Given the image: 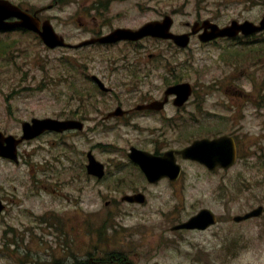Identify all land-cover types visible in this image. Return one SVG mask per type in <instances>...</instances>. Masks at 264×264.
<instances>
[{"label":"rangeland","instance_id":"374dc122","mask_svg":"<svg viewBox=\"0 0 264 264\" xmlns=\"http://www.w3.org/2000/svg\"><path fill=\"white\" fill-rule=\"evenodd\" d=\"M70 13L59 14L71 18ZM165 15L175 19L173 31L183 33L190 30L188 23L197 20L221 24L233 18H261L264 0H128L113 4L108 29L136 28ZM61 22L55 25L69 40L79 38L72 19L68 26ZM84 22L96 24L90 19ZM12 38H23L25 44L0 53V130L22 135L23 122L33 118L76 115L88 122L80 133L45 134L29 141L20 150L19 164L0 158V199L6 204L0 214V240L1 248H11L4 251L10 255L4 254L0 264H264V214L234 221L235 216L264 206L262 116L259 108L244 100L255 90L251 81L256 79L242 69L249 62H237L232 74L233 67L214 56L219 55L217 50L210 48L209 53L198 38L185 51L173 50L165 42L141 49L119 46L82 52L50 50L38 40L29 45L32 38L23 34ZM157 49L164 63L188 68L185 80L191 77L199 84L191 99L205 107L199 123L241 140V134L254 136L231 169L210 173L198 163L184 162L185 174L173 186L168 180L151 184L129 164L132 146L154 153L160 146L180 148L190 140L176 137L173 127L156 117L129 118L137 127L103 120L119 102L130 108L146 100L140 99L137 90L130 92L123 86L129 79L125 70L132 68L119 56ZM260 71L256 76H261ZM159 72L156 69L148 80L157 89L164 75H169L164 67ZM92 75L113 88L114 94L91 89L80 98L77 90L87 92L91 88L87 76ZM162 95L160 89L155 92L157 98ZM84 102L89 105L85 110ZM194 127L191 121L181 132ZM260 131L263 136L257 137ZM90 151L107 165L108 174L102 179L87 173ZM139 192L147 196L143 204L121 200ZM203 208L221 218L216 226L207 231L171 230Z\"/></svg>","mask_w":264,"mask_h":264},{"label":"flooded vegetation","instance_id":"af4514ba","mask_svg":"<svg viewBox=\"0 0 264 264\" xmlns=\"http://www.w3.org/2000/svg\"><path fill=\"white\" fill-rule=\"evenodd\" d=\"M2 1V6L0 7L1 13L6 15L5 23L7 25L19 23V18L14 16L13 14L18 11V9H21L25 13L32 15L34 17H37L41 21V25L45 21H51L54 25L56 31L65 37L66 42L71 46L72 48L77 46H83L86 44V42L95 39L104 37L111 32H113L117 28H128L129 26H117L111 29H108L110 27L109 25V18H107V15L112 11V6L115 3H124L128 0H0ZM66 12H71L70 14L75 16L71 18H65L61 16L60 14H65ZM60 13V14H59ZM264 15L260 17H255V19H249L247 17L239 19L240 22L251 20L256 23L261 22L260 20H263ZM61 19V24L63 26H68L70 24V19L73 20L78 26L79 30V38L75 40H69L64 33L61 31V28H59V25H55V21ZM90 19L93 22H96L95 25L91 26L89 24H86L84 20ZM233 20L222 22L220 25L221 27L225 28L228 27ZM200 20H198L199 22ZM212 21V20H211ZM147 23V22H146ZM140 27V26H139ZM189 27V24H188ZM132 28V27H129ZM138 28V27H136ZM201 30L197 37H200ZM15 34H23L26 36H29V38H32L31 42H29V45H33L36 40H38V43H42L39 36L32 30H29L27 28L19 27L17 25H11L9 27H5L0 29V53L7 51L8 48L13 46H19L21 44H25V39L23 38H12ZM164 41L153 39V38H144L141 41L137 42H130V41H124L119 42L115 44H100L95 43L92 45L84 46L83 48H109V47H117V46H140L145 48L147 45H160ZM33 43V44H32ZM171 43V42H169ZM28 45V46H29ZM211 48H218L219 58L222 63H225L226 66H232L233 72L236 67V63H243V62H249L247 66H243V70L247 72L248 74H251L256 79L255 81H251V84L255 87V90L250 94L247 95L248 100L247 102H252L253 106L256 108H259V114L262 116L261 118V127L264 128V29L261 31H256L254 33H239L236 36L232 37H222L219 38V40L210 42L207 44ZM81 48V49H83ZM144 50V49H143ZM119 60L123 63L126 62V67L132 68L131 71L125 70L129 72V75L127 76L129 79L123 83V86L129 90L130 92L133 90H137L138 94L141 95L140 99L146 100L143 103H138L134 107L126 108L124 107L123 102H119L115 107L112 108L111 111L116 110L118 108H122L125 112L123 116L115 117L113 119L107 120L104 117L105 121L110 120H117L120 123H128L129 118L135 117L137 114H141L145 117H156L158 118V121L163 123V125H169L173 127V132L175 133L176 137H189L190 140H196L201 138H210L215 139L224 135H227V133H222V130H213V127L208 123H199V116L203 114L205 107L202 103H193L188 102L185 103L182 106H177L174 102H169L161 110H137L139 106H142L144 104H148L154 100H163L165 97V91L166 89L171 85L175 84L176 82L170 83L167 79L162 78V82L159 85V88L162 91V96L157 98L155 97V92L158 91V89L148 83L149 77H151V74L156 70L160 69L159 74H161V67H163V60L162 58L158 57V54H147L146 52L142 53L141 55L137 56H129V55H123L122 58L119 56ZM109 62V60H108ZM233 62V63H232ZM232 63V64H230ZM235 66V67H234ZM115 67H117L115 65ZM237 68V67H236ZM251 69V70H250ZM258 69L261 70V76H256V73L258 72ZM242 70V71H243ZM243 72H240L242 74ZM199 84H196L193 80V87H194V96L197 92V87ZM114 89L111 88V91H109L112 95L114 94ZM241 90L237 93H240ZM225 99L229 100L228 96L224 92ZM241 99V98H240ZM243 99V98H242ZM221 105L223 102L217 101ZM238 106H240L238 104ZM189 107H192L191 110H189ZM109 113V112H108ZM107 113V114H108ZM186 115V116H185ZM193 121L195 124V127L190 132H181L185 130V126L189 125L190 122ZM221 127V126H220ZM248 133L241 134L242 140L247 137ZM263 136V133L257 134L256 136ZM252 139L254 136L251 137ZM239 141H237L238 143ZM183 148V147H180ZM238 148L239 144H238ZM172 149H179L177 147H167V145H164L163 147H158L155 150V155H162L167 150ZM182 155H178V161L179 163L188 162L185 161L181 162ZM191 162V161H189ZM220 169L214 170L213 172L216 173ZM212 172V173H213ZM182 177V176H181ZM181 177L179 178V181L181 180ZM177 181L176 183H171L173 185L180 184ZM6 207L3 206V209ZM2 241L0 240V259L3 257V248H1ZM18 264V263H17Z\"/></svg>","mask_w":264,"mask_h":264},{"label":"water","instance_id":"95a60500","mask_svg":"<svg viewBox=\"0 0 264 264\" xmlns=\"http://www.w3.org/2000/svg\"><path fill=\"white\" fill-rule=\"evenodd\" d=\"M21 18V25L37 32L49 47L54 48L65 45L63 39L55 33L52 25H50L49 22H46L44 24L43 30H41L38 20L33 18L30 19V17L25 18L23 16H21ZM170 27L171 20L170 18H166V20H164L163 22L149 23L138 31H129L122 29L117 30L113 33V35H110L107 40L109 42H116L122 39L138 40L145 36L151 35L164 39H174V41L179 46H187L189 43V36L171 34L169 32ZM234 29L237 31L243 30L245 32H249L255 31L258 28H255L253 30L251 23H245L243 25L234 23L233 26L229 27L227 31L232 32ZM218 35H221V33H219ZM170 92L178 94L179 97L177 99V102H179V104H182L183 102H186L188 100L191 94V88L188 84H181L172 87V90H170L169 93ZM147 108H155V105H150ZM122 114L123 111L121 109H118L114 113L110 114V117L120 116ZM76 128L82 129L83 124L77 121H58L53 119H34L32 122H25L23 124L24 135L21 139H16L12 135L5 136L2 132H0V155L17 160V146L24 140H29L38 137L46 131L63 132L65 130ZM217 142L219 143V145H223L222 149L220 147L218 148V164H221L225 167H229L235 160V145L233 141H230V139L228 138H224L220 141L214 142H197L192 147L184 150L183 155L186 158L199 159L203 163L207 164L209 167L214 168L216 164L212 165L210 161H213L212 153L217 149L215 145ZM5 143H7L8 145L5 146ZM89 157V173L102 177L105 174L104 165L98 162L91 153ZM129 157L143 169L149 181L152 183L158 182L163 177H170L172 180H176L181 173V167L176 164V161L172 157L171 152L163 157H157L133 147L131 149ZM123 200L129 202L144 203L146 198L144 194L139 193L133 196H125ZM262 210L263 208H259L244 216H236L234 220L239 222L254 216H258L262 213ZM216 222L217 219L215 214L212 211L205 209L202 210L198 215L191 218L189 221L174 227L173 230H205Z\"/></svg>","mask_w":264,"mask_h":264},{"label":"trees","instance_id":"16d2710c","mask_svg":"<svg viewBox=\"0 0 264 264\" xmlns=\"http://www.w3.org/2000/svg\"><path fill=\"white\" fill-rule=\"evenodd\" d=\"M116 256V255H115ZM117 257V256H116Z\"/></svg>","mask_w":264,"mask_h":264}]
</instances>
